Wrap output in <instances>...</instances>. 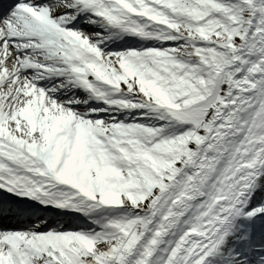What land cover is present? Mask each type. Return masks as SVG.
Returning <instances> with one entry per match:
<instances>
[{"label": "snow or ice", "instance_id": "1", "mask_svg": "<svg viewBox=\"0 0 264 264\" xmlns=\"http://www.w3.org/2000/svg\"><path fill=\"white\" fill-rule=\"evenodd\" d=\"M0 264H264V0H0Z\"/></svg>", "mask_w": 264, "mask_h": 264}]
</instances>
